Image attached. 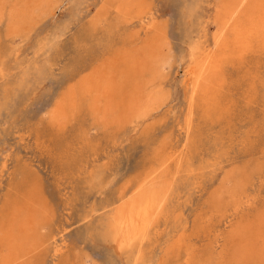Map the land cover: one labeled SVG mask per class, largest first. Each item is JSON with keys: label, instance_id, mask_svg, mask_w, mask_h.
Masks as SVG:
<instances>
[{"label": "rangeland", "instance_id": "obj_1", "mask_svg": "<svg viewBox=\"0 0 264 264\" xmlns=\"http://www.w3.org/2000/svg\"><path fill=\"white\" fill-rule=\"evenodd\" d=\"M143 1L127 14L118 0L3 1L0 237L18 206L42 203V264H216L233 228L264 213V55L226 62L219 89L191 99L189 51L216 50L223 0ZM148 37L161 66L135 75L130 57ZM94 70L123 96L125 81L149 82L158 99L143 119L103 122L79 87ZM149 175L166 187L162 212L140 244L117 250V208Z\"/></svg>", "mask_w": 264, "mask_h": 264}, {"label": "bare ground", "instance_id": "obj_2", "mask_svg": "<svg viewBox=\"0 0 264 264\" xmlns=\"http://www.w3.org/2000/svg\"><path fill=\"white\" fill-rule=\"evenodd\" d=\"M3 1L0 0V16ZM39 1L44 0H29L31 4ZM118 3V8L127 14L134 3L141 4L144 1L118 0ZM222 4L218 18L219 32L214 36L216 50L198 53L192 46L189 51L192 65L189 73L193 79L191 99L195 96L206 99L219 89L221 86L219 74L226 62L241 59L253 53L264 55V0H223ZM26 14L23 11L18 18L24 20L28 16ZM15 15H17L16 9L10 8L9 16L15 19ZM145 16L144 11H139L137 14L140 21H143ZM155 39V37H148L144 45L130 57V68L133 74L147 72L152 76L158 71L162 60L159 55V42ZM124 84L129 85L130 88L126 96H123V87L116 83L115 77L110 72L108 74L102 70H94L81 80L79 87L90 97L94 115L103 122L145 118L158 99V95L144 88L140 83L125 81ZM64 113V106H60L55 112V117L59 119ZM147 178L149 180H146ZM152 180L150 175L146 177L137 186L135 194L118 206L114 220L111 218L113 220L112 239L117 250L129 249L140 244L146 238L147 230L159 218L165 203L166 187L162 184L156 186L151 183ZM37 205H34L32 201H26L22 207L18 206L19 208L17 207L11 216H8L7 226L0 237V248H2L0 264L41 263L40 258L36 259L35 253L44 244L40 230L45 216L43 204ZM229 241L231 242L227 250L229 257L223 255L216 264H263L264 213L252 221L238 223L233 228ZM210 262V259H207L196 264H210Z\"/></svg>", "mask_w": 264, "mask_h": 264}]
</instances>
